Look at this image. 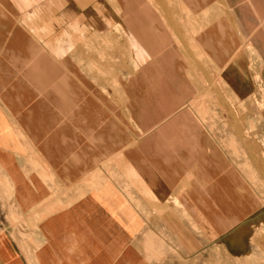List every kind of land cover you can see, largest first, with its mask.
<instances>
[{"label": "rangeland", "instance_id": "374dc122", "mask_svg": "<svg viewBox=\"0 0 264 264\" xmlns=\"http://www.w3.org/2000/svg\"><path fill=\"white\" fill-rule=\"evenodd\" d=\"M136 3L139 10L134 14ZM245 10L248 19L243 15ZM252 12L247 0H0V74H9L20 106L33 102L34 118L49 122L45 129L50 134L58 128L66 136L72 134L75 117L92 123L101 120L103 115L95 104L110 99L154 106L158 122L165 121L170 111L178 112L177 127L182 124L181 116L194 109L197 98L204 114L199 117L201 125L194 143L183 139L181 146L174 140L175 153L159 150L162 156L170 155L163 163L173 171L158 174L170 182L158 187V205H143L142 192L110 160L97 168V159L89 165L67 153L71 156L64 158V167H45L40 183L51 192L57 190L62 202L69 192L87 184L85 174H92L90 170L96 167L100 184L126 200L138 217L143 207L150 219L163 216L158 219V245L163 243L158 261L166 257L174 260L171 252L179 249L178 264H264V15L254 22ZM131 14L140 20L135 21ZM30 88L33 94L26 95ZM11 96L0 93V101L8 106L7 101L14 100ZM39 106L49 110L41 111ZM108 106L117 110L115 104ZM23 110L18 108L11 114L12 110L4 109L7 116L30 120ZM57 118H63L64 124L58 125ZM36 121L5 128L15 138L14 144L23 148L18 158L38 170L34 161L44 138L40 135L43 126ZM133 130H124L130 142ZM53 137L48 147L56 151L63 141ZM242 139L254 145V157ZM85 142L71 139L66 147H80L87 155L94 152V141ZM180 152L184 156H178ZM77 160L84 169L81 173L74 171L79 167ZM0 174L7 179L0 180V230L13 233L16 243L25 240L35 251V242L29 239L34 230L24 220L12 223L9 219V202L17 182L10 173ZM24 183L34 185L37 181ZM162 203L164 206L158 207ZM152 224L146 222L148 227ZM137 229L130 243L136 237L142 242L148 239L143 226ZM152 239L157 241L154 236ZM144 254L134 250L129 264H141L139 255L149 261Z\"/></svg>", "mask_w": 264, "mask_h": 264}, {"label": "crops", "instance_id": "0c3cea01", "mask_svg": "<svg viewBox=\"0 0 264 264\" xmlns=\"http://www.w3.org/2000/svg\"><path fill=\"white\" fill-rule=\"evenodd\" d=\"M206 41L207 44L210 43H208L209 37H207ZM3 77L8 80L2 81L1 79ZM9 78V74H0V93L12 95L11 98L14 99H11L12 101H7L9 107L3 105L0 101V172L10 173L12 178L17 182V184L13 185L14 192L12 191L11 194L13 201L9 202V208L11 207L9 209L10 222L13 216L25 217L21 205V200L24 196L29 206L28 199L38 195L37 184H26L24 182H26V180H37L41 188L47 189L46 186L39 181V177H41V175L44 176L43 169L52 164L56 167L61 165L63 168L64 158L69 155L67 153H71V155L78 157L80 160L82 158L83 162H87L89 165H91L90 161L92 159H97L99 161L97 168L101 167L100 165L102 163H107V160L115 162L114 164L126 173L129 180H132L130 182H134L133 184H136V186H134L142 192L145 197V199H141L143 205L146 203L153 205L160 204L158 200V187L168 186L170 182L163 179L164 176L161 175H159V178H161L159 179L158 174H168L173 170L172 167L165 166L163 163L166 158L170 159V155L162 156L158 152V135L155 133V131H158L155 130V124H162L166 129L171 130L177 128L175 122L179 121L180 118L178 112L170 111L171 115H166L165 118L167 117V119L160 123L161 121L158 122V109L154 106H147L144 102L137 100L120 103L118 101L113 102V100L110 99L98 102L97 106H95L98 110L100 109L98 112L103 115L101 120L98 119L92 123L87 122V120L81 116L78 118L75 117L73 120L74 123H72V134L66 136L65 132L61 131L60 128H58L57 132H52V134H50L49 131L45 129V126H48L49 122H45L43 117L34 118L32 101H25L23 107L20 106L21 104H18L16 96L13 95L16 93L14 90L16 87L14 84V87L11 86ZM29 90H26V95H29V93L33 94L32 92H34V90L32 88ZM195 100L198 101L193 102L192 106L194 105V110H200L198 108L199 106H197L200 104V101L198 98ZM110 104H115L117 110H110V106H108ZM18 108L24 109L22 111L24 112L23 115H30L28 116L31 117L30 120H25L22 117L18 120L15 119L16 117H11V114H13L12 112L16 113ZM39 108L41 111L49 110V107L44 108L39 106ZM4 109L12 110L10 111V116L6 115ZM34 120H40L36 121V123L43 126L41 128L43 132L40 135L42 138H45L42 139L43 142L46 141V145H43V142H41V155L37 154L36 158H38V160H35V167L39 165L38 170L40 171L34 168L32 164L28 162L25 163V161L18 158V156H22V153H24L23 148L22 146L14 144L15 138H12L9 130L5 128L12 124H21L24 126L32 125L35 123ZM56 120L58 125L64 124L65 121L63 118H57ZM170 123L173 124H171L172 126H175L172 127ZM127 127L130 131L134 129L133 131L135 134L132 142L126 138L124 130ZM142 134H144L142 140L138 139ZM53 136H56V140L63 141L62 148L58 147L56 151H54V149L50 150L48 147V142L54 139ZM155 136L157 141L156 138H154ZM28 139L33 140L30 136ZM71 139H73L74 142H79V144L84 140H86V142L94 141L97 148L94 152H90L87 155V151L80 147H71L69 144L66 147V142H70ZM51 153L53 154L52 156H50ZM173 155L177 158V154H172L171 157H173ZM178 156H184V152H180ZM80 160H78V169H74L77 173L83 171L80 168V165H82L80 164ZM110 165L111 164H108V169L111 167ZM91 167L93 166H90V168ZM95 168L96 167H93L90 172H92V170L95 171ZM0 177V180H7L6 177L1 174ZM84 179L87 180V184L78 186L75 191L69 192L65 196L64 201H62V203H66L72 200L71 203L56 214L46 217L39 224V229L36 235L34 234L33 238L41 248L44 250L47 249L43 251L42 254L40 252L42 255H40L41 260L35 255L34 249L33 251L31 250L32 247H30V245H25V240L16 243L17 239L14 237V234L8 231L5 232L2 229L0 230V264H129L134 250L137 252L138 250L143 251L146 254V259H150L149 261L145 260L139 255L138 262H141V264H178L177 256L179 249H174L173 251H176L171 252V258L174 260L168 261V257H166V260L158 261V252H162L160 245H163L162 242L158 245V219L163 218V216H159L161 214L150 219L143 207L141 210L142 212L139 213L140 217H138V215H136L137 210L128 208V202L126 200L114 193L110 187L105 188L100 184V181L96 179L95 173L89 174L88 176L85 174ZM9 187L11 186L9 185ZM81 191H85L83 195H86L87 192H89V194L85 198H81L83 196L79 197ZM53 192L55 198L59 199V192L57 190ZM176 197L178 196H175V198ZM113 198H116V201L109 202V200ZM172 202H174V200H172ZM32 203L33 202H31V204ZM162 205L164 206L162 203L158 207L162 208ZM16 210L18 213L15 212ZM147 221L153 222L151 227L146 225ZM140 226L144 227V234L148 239L142 242L136 237V239L132 238V242L130 243L129 239L132 232H138L137 228ZM153 236L156 238V242H153ZM33 246L35 247L34 244ZM46 246L50 247L54 254L53 261H51L48 256L47 251L49 249L46 248ZM99 246H102V249H98ZM177 246L178 245L175 244L174 247L178 248Z\"/></svg>", "mask_w": 264, "mask_h": 264}, {"label": "bare ground", "instance_id": "6f19581e", "mask_svg": "<svg viewBox=\"0 0 264 264\" xmlns=\"http://www.w3.org/2000/svg\"><path fill=\"white\" fill-rule=\"evenodd\" d=\"M138 1V0H137ZM145 1V0H144ZM183 1V0H182ZM83 2V1H82ZM131 2V1H130ZM140 2V1H139ZM138 2V3H139ZM170 2V1H169ZM247 2H248V7H250V10L251 9H253V12H252V14H253V16H252V18L254 19V22L256 21V20H259L263 15H264V0H247ZM126 3H127V1H126ZM128 4V3H127ZM170 4V3H169ZM187 4V3H186ZM148 5V4H147ZM159 5H161L160 3H159ZM180 5V4H179ZM189 5V4H188ZM188 5H186V6H188ZM170 6V5H169ZM185 6V7H186ZM224 6V5H223ZM184 7V8H185ZM189 8L191 7V6H188ZM140 8H141V6H140ZM162 8V7H161ZM189 8H188V10H189ZM255 8V9H254ZM191 9V8H190ZM249 9V8H248ZM137 10H139V8H138V6H137V3L135 4V6L132 8V12H134V14L136 13V11ZM167 10V9H166ZM187 10V9H186ZM247 10H245V12L243 13V15H244V17H245V19H248L249 18V13H248V11L246 12ZM188 12V11H187ZM166 13H167V11H166ZM189 13V12H188ZM132 15V18L135 20V21H138V20H140L138 17H136V15H133V14H131ZM148 16V15H147ZM163 17V16H162ZM250 17H251V15H250ZM163 19V18H162ZM161 19V20H162ZM132 24V23H131ZM134 24V23H133ZM132 24V25H133ZM129 25V24H128ZM147 25V24H146ZM172 25V24H171ZM131 26V25H130ZM143 26H145V25H143ZM217 26H219V25H217ZM133 27V26H132ZM145 27H147V26H145ZM144 27V28H145ZM151 27V26H150ZM175 27V26H174ZM203 26H201V28H202ZM257 27V24H254V26H253V31H254V29ZM204 28V27H203ZM174 31H176V30H174ZM178 31V30H177ZM179 32V31H178ZM224 32V31H223ZM145 33V32H144ZM152 34V33H151ZM203 35H205V34H203ZM157 36H159V35H156V37ZM198 36V35H197ZM210 36V35H209ZM162 38V37H161ZM182 38V37H181ZM198 38V37H197ZM201 38V37H200ZM210 38V37H209ZM69 39V38H68ZM141 39V38H140ZM164 40V39H163ZM202 40V39H201ZM77 41V40H76ZM101 41V40H100ZM136 42V41H135ZM181 42V41H180ZM183 42V41H182ZM210 42V40L208 41V43ZM162 43V42H161ZM199 43V42H198ZM202 43V42H201ZM181 44V43H180ZM142 45V44H141ZM137 46V45H136ZM143 46V45H142ZM204 46V45H203ZM86 47V46H85ZM186 47V46H185ZM187 48V47H186ZM240 48V47H239ZM141 49H143L142 47H141ZM189 49V48H188ZM243 49V48H242ZM189 51H187V53H188ZM191 52V51H190ZM212 52V51H211ZM192 53V52H191ZM206 53H208V52H206ZM237 53V52H236ZM235 53V54H236ZM244 53H246V52H244ZM189 54V53H188ZM214 54V53H213ZM234 54V55H235ZM191 55V54H190ZM215 55V54H214ZM216 56V55H215ZM237 57V56H236ZM247 57V56H246ZM128 58V57H127ZM232 58V57H231ZM133 59V58H132ZM131 59V60H132ZM145 59V58H144ZM227 60V59H226ZM233 60H234V58H233ZM237 61V60H236ZM211 62V61H210ZM214 62V61H213ZM183 64V63H182ZM234 64V63H233ZM170 65V64H169ZM240 65V64H239ZM91 66V65H90ZM240 67V66H239ZM212 68V67H211ZM210 69V68H209ZM184 71V70H183ZM190 71V70H189ZM193 71V70H192ZM191 71V72H192ZM45 72V71H44ZM187 72V71H186ZM49 74V72L47 73V75ZM196 75V74H195ZM213 77V76H212ZM219 77H220V75H219ZM137 78V77H136ZM218 78V77H217ZM234 78V77H233ZM236 79V78H235ZM128 80V79H127ZM214 80V79H213ZM127 82H129V81H127ZM239 82V81H238ZM143 84V83H142ZM22 85V84H21ZM187 86V85H186ZM188 88V87H187ZM214 88V87H213ZM191 90V89H190ZM214 91V90H213ZM215 92V91H214ZM148 93V92H147ZM146 93V94H147ZM140 94H142V93H140ZM217 94V93H216ZM213 95V94H212ZM251 96V95H250ZM214 97H215V95H214ZM221 98V97H220ZM88 99V98H87ZM204 99V98H203ZM224 100V99H223ZM251 100V99H250ZM186 102H187V100H185ZM221 101H222V98H221ZM114 102V101H113ZM112 102V103H113ZM226 103V102H225ZM148 104H150V103H148ZM201 104V103H200ZM221 104H223V103H221ZM95 105H97V104H95ZM182 105V104H181ZM237 105V104H236ZM240 105V104H239ZM91 106H92V104H91ZM160 106V105H159ZM228 106V105H227ZM200 107V106H199ZM61 108H62V106H61ZM153 108V107H152ZM192 108H193V106H192ZM58 109V108H57ZM114 109V108H113ZM200 109V108H199ZM62 111V110H61ZM153 111V110H152ZM192 111H195V112H193L192 113ZM192 111H191V109L189 110V113L187 114V113H184V115H183V117L181 116V120H183L182 121V124L180 125V127H177V128H175V129H173V130H171V129H162V124H159V123H157V124H155V130H156V126H158L157 127V131L158 132H156L155 131V133H156V135H158V150H160V152H163L164 150H168L169 152H171V153H174V151H175V145H174V140H178V141H180V144H181V146H183V139H188L190 142H191V144L192 143H194V141H196L197 139H195L196 137H197V134H198V132H197V130L199 129V127H200V125H201V120H200V118L199 117H202L203 118V116H204V114H203V112L202 111H199V110H194V109H192ZM227 111H229V109L227 110ZM236 113H238V112H236ZM107 114H109V113H107ZM233 114V113H232ZM239 114H241V113H239ZM111 115V114H110ZM169 115H171V114H169ZM179 115V114H178ZM181 115V114H180ZM179 115V116H180ZM237 115V114H236ZM242 115V114H241ZM122 117V116H121ZM240 117V116H239ZM169 118V117H168ZM241 118V117H240ZM122 119V118H121ZM165 119H167V117L165 118ZM250 119V118H249ZM159 120H161V119H159ZM164 121V120H163ZM162 121V122H163ZM243 121V120H242ZM250 121H251V119H250ZM249 121V122H250ZM162 122H160V123H162ZM181 122V121H180ZM248 122V123H249ZM225 123V122H224ZM172 123H170V125H171ZM173 125V124H172ZM171 125V126H172ZM230 125V124H229ZM251 125H253V124H251ZM175 126V125H174ZM174 126H172V127H174ZM169 127V126H168ZM231 127V126H230ZM154 128V127H153ZM201 129H202V127H201ZM235 129V128H234ZM237 131L238 132H241V130L240 129H238V127H237ZM144 134H142L141 136H143ZM243 136V135H242ZM154 138H156V136L154 137ZM157 138H156V141H157ZM244 138V137H243ZM45 139V138H44ZM79 139H81V138H79ZM153 139V138H152ZM53 140V139H52ZM82 140V139H81ZM150 140V139H149ZM152 141V140H151ZM149 143V142H148ZM153 144V143H152ZM242 144H243V146H244V148L246 149V151H248L250 154H251V157H254L253 155H255L256 153H255V150H254V145L252 146L251 144H250V142H248L246 139H242ZM151 145V144H150ZM78 146V145H77ZM62 148V147H61ZM54 152V151H53ZM159 152V151H158ZM159 152V153H160ZM234 153V152H233ZM70 155V154H69ZM168 155V154H167ZM65 156H66V154H65ZM68 156V155H67ZM71 156V155H70ZM215 156V155H214ZM61 157V156H60ZM160 157H162V156H160ZM115 158V157H114ZM172 158H176L174 155H173V157ZM36 160H38V158H35ZM78 159V158H77ZM43 160V159H42ZM255 160V159H254ZM41 161V160H40ZM43 161H45V160H43ZM43 161H41V162H43ZM48 161H49V158H48ZM78 161V160H77ZM35 162V161H34ZM46 163V162H45ZM50 163V162H49ZM53 163V162H52ZM98 163V162H97ZM88 164V163H87ZM257 165V164H256ZM43 166V165H42ZM42 168V167H41ZM208 168V167H207ZM210 168V167H209ZM95 169H97V168H95ZM80 170V169H79ZM78 170V171H79ZM84 170V169H83ZM40 171V170H39ZM93 172H91V173H94L95 171L94 170H92ZM149 171H152V170H149ZM209 171V170H208ZM207 171V172H208ZM184 172V171H183ZM182 172V173H183ZM262 172V171H261ZM154 173V172H153ZM157 173H160V172H157ZM210 175V174H209ZM208 175V176H209ZM248 175V174H247ZM19 177V176H18ZM264 177V176H263ZM40 178V177H39ZM211 179V178H210ZM262 180H264V178L262 179ZM2 181V180H1ZM37 181V180H36ZM2 184V183H1ZM38 186H37V190H38V195H36V196H34L33 198H27L28 200H29V206H28V203H26V197L24 196L23 197V199L21 200V205H22V207H23V212H24V216L25 217H16V216H13V218H11V222L12 223H14L13 222V220L14 219H16V220H18V219H20V220H24L26 223H27V226L30 228V229H33L34 231H31V233H30V240L34 243V245H35V247H36V250H35V255L41 260V254L43 253V251H46V250H44L43 248H41L39 245H38V243H37V241L33 238L34 237V234L36 235V232H37V230L39 229V224L41 223V221H43L46 217H48V216H51V215H53V214H56L57 212H59L60 210H62L63 208H65V207H67L68 206V204L69 203H71V201L72 200H69L68 202H66V203H62L59 199H57V198H55V195H54V192L52 191H49L48 189H45V188H41V186H39V184L38 183H36ZM263 185V184H262ZM1 188V187H0ZM6 189V188H5ZM16 192V191H15ZM85 193V191H81L80 193H79V197L80 196H82L83 194ZM16 194V193H15ZM21 195H22V193H21ZM21 198H22V196H21ZM70 199V198H69ZM196 200V199H195ZM31 202H33L32 204H31ZM16 203V202H15ZM31 204V205H30ZM185 204V203H184ZM183 204V205H184ZM28 206V207H27ZM186 206V205H185ZM185 209V208H184ZM187 212H189V209H188V211ZM200 214V213H199ZM16 217V218H15ZM239 231V230H238ZM243 233V232H242ZM241 233V234H242ZM240 234V235H241ZM248 235V234H247ZM235 239H237V238H235ZM249 239H251V236L249 237ZM252 240V239H251ZM46 248H48L49 250L47 251L48 252V256H49V258L51 259V261H53L52 259H54V257H53V252H52V250L50 249V247H48V246H46ZM38 250H40V251H38ZM40 252H41V254H40ZM41 255V256H40ZM29 263V262H28Z\"/></svg>", "mask_w": 264, "mask_h": 264}]
</instances>
